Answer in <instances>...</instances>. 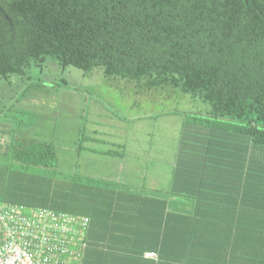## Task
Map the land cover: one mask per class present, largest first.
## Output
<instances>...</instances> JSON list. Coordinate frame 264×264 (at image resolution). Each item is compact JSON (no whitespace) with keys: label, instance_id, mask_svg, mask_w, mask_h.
Returning <instances> with one entry per match:
<instances>
[{"label":"trees","instance_id":"1","mask_svg":"<svg viewBox=\"0 0 264 264\" xmlns=\"http://www.w3.org/2000/svg\"><path fill=\"white\" fill-rule=\"evenodd\" d=\"M47 59L199 96L208 116L189 117L208 127L189 121L186 133L239 134L264 149V0H0V78ZM221 119L235 123L232 132ZM8 148L14 162L54 164L53 147L39 138L13 132ZM95 183L111 190L110 181ZM87 232L78 264H163L160 253L144 256Z\"/></svg>","mask_w":264,"mask_h":264},{"label":"rangeland","instance_id":"2","mask_svg":"<svg viewBox=\"0 0 264 264\" xmlns=\"http://www.w3.org/2000/svg\"><path fill=\"white\" fill-rule=\"evenodd\" d=\"M208 109L199 96L171 86L146 88L106 76L101 67L63 68L52 59L31 63L21 75L0 78V121L16 135L49 142L54 164L14 162L2 141L0 202L75 215L100 198L95 182L117 181L125 189L145 180L147 187H162L183 127L193 120L208 127V121L189 116H206ZM220 121L233 131L235 123Z\"/></svg>","mask_w":264,"mask_h":264},{"label":"crops","instance_id":"3","mask_svg":"<svg viewBox=\"0 0 264 264\" xmlns=\"http://www.w3.org/2000/svg\"><path fill=\"white\" fill-rule=\"evenodd\" d=\"M11 130L0 121L2 147ZM201 130L179 135L162 187L95 190L100 198L75 213L90 217V238L160 253L163 264H264V149Z\"/></svg>","mask_w":264,"mask_h":264},{"label":"built area","instance_id":"4","mask_svg":"<svg viewBox=\"0 0 264 264\" xmlns=\"http://www.w3.org/2000/svg\"><path fill=\"white\" fill-rule=\"evenodd\" d=\"M87 226L82 216L0 202V264H78Z\"/></svg>","mask_w":264,"mask_h":264}]
</instances>
